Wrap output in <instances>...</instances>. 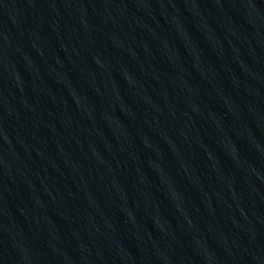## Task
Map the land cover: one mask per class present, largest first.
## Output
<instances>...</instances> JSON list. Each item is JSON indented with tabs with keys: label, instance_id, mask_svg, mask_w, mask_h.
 <instances>
[{
	"label": "water",
	"instance_id": "1",
	"mask_svg": "<svg viewBox=\"0 0 264 264\" xmlns=\"http://www.w3.org/2000/svg\"><path fill=\"white\" fill-rule=\"evenodd\" d=\"M107 264H264V0H0Z\"/></svg>",
	"mask_w": 264,
	"mask_h": 264
}]
</instances>
